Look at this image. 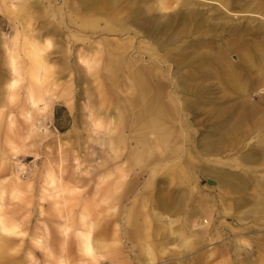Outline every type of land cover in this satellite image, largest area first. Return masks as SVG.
Returning <instances> with one entry per match:
<instances>
[{
    "label": "rangeland",
    "instance_id": "374dc122",
    "mask_svg": "<svg viewBox=\"0 0 264 264\" xmlns=\"http://www.w3.org/2000/svg\"><path fill=\"white\" fill-rule=\"evenodd\" d=\"M196 1L199 3L190 2V7L200 14L218 18L225 26L240 27L238 32L219 28L209 49L212 54L232 41L227 52L239 64L237 48L246 42L252 44L247 49L255 57L254 63L240 66H244L240 72L248 83L247 95L238 100L232 94L227 100L190 98L174 102L166 99L164 103L170 116L160 128L149 129L141 128L139 119L134 121L142 103L131 102L133 93L125 81L111 83L106 79L105 68L100 70L95 65L88 70L77 65L79 52L83 51L91 59L97 55L96 41L102 42L103 50V47L109 49L110 43L114 45L115 40L127 37L126 33L117 35L100 29L114 25L117 20L129 25L138 5L126 0L110 1L105 6L98 4V0H23L22 6L31 4V16L28 18L26 14L22 18V7L18 14L12 15L0 0V155L6 165L0 160V188L5 189V212L17 220L20 232L2 235L10 241L13 239L2 258L4 264H61L60 261L82 264L77 231L86 230L87 226L80 225L81 213H85L87 223L96 221L91 231L93 242L102 237L103 245L106 243L97 264H218L223 260L226 264H235L234 260L243 258V251L238 255L232 250L222 260L208 254L198 257L201 251L212 249L210 244L215 238L206 233L201 240L204 232L188 227L193 220L200 222L205 217L196 210L198 206L208 208L211 198L217 202L223 197L216 169L224 165L213 160L225 161V153L204 149L209 142L221 138L219 126L223 110H228L226 114L246 116L243 129H253V125L257 129L245 140V149L264 135V57L258 61L253 47L262 37L251 32L264 22L256 14L263 11L264 0H227L235 10L223 8L216 1ZM91 2L92 5H85ZM78 4H84L86 12L77 14L81 9H76ZM240 7L254 12H240ZM85 18L91 22L85 28H77L72 22L79 24ZM27 23L34 30L35 43L44 48L42 54L47 67L48 56L52 65L46 76L41 74L42 83L37 85L26 73L28 63L21 41L16 46V54L22 61L19 64L23 73L16 87L9 91L7 83L11 75L3 43L15 29L22 40ZM52 26H57L58 34H48ZM189 26L185 31L191 30ZM29 89L43 94L45 110L30 108ZM172 89L170 85L168 91ZM226 91L231 93L229 88ZM75 158L79 163V177L71 175ZM118 165L121 167L117 170ZM259 169L257 176L264 172ZM52 171L60 175L63 184L80 188L77 195L65 198L60 213L55 211L53 199L43 196L52 193V187L47 184ZM15 175L21 179L22 193L12 198L10 191ZM116 182L119 188L114 191ZM160 199L169 200L172 214L157 208ZM223 208L222 205L218 209L220 213L213 217L207 215L213 220L209 229L220 234L218 241L230 240L255 249L253 240L234 233L244 223L243 213L232 214ZM168 217L174 223H169ZM65 221L70 231L63 242L65 236L59 226ZM250 225L264 228V222ZM37 236L44 237L49 254L35 245L33 239ZM245 239L247 243L243 242ZM244 264H264V258L253 256Z\"/></svg>",
    "mask_w": 264,
    "mask_h": 264
},
{
    "label": "bare ground",
    "instance_id": "6f19581e",
    "mask_svg": "<svg viewBox=\"0 0 264 264\" xmlns=\"http://www.w3.org/2000/svg\"><path fill=\"white\" fill-rule=\"evenodd\" d=\"M3 4L8 8L9 13L14 15L22 9L24 18H30L31 11L30 5L25 6L23 0H1ZM97 1V0H95ZM110 1L120 2L124 0H98V4L108 5ZM216 1L229 10H235L229 7L227 0H208ZM126 2L132 5H138L137 11L133 12L132 19L129 25L126 23H120L117 20L114 25H108L106 29L103 27L101 32H111L113 34L126 33L122 41L115 40V44H109V49L103 47L102 42L96 41L95 48L97 55L91 59L86 53L79 52L77 65L90 70L93 66H97L102 70L106 69V79L111 83H117L125 81L129 90L133 93V99L131 102L139 101L142 103L138 113L134 116V121L137 119L141 123L138 125L141 128L157 129L167 120L170 116V110L165 105V100H171L177 102L179 100L186 101L190 98L193 100L201 99H220L227 100L231 97V94L239 98L247 95L248 83L242 78L241 69L245 64H253L255 57L250 55L248 46L252 44H242L237 48V58L241 61L239 64L234 62L229 57L227 52L228 47L233 43L227 42L221 50H217L215 53H211L209 50L212 47L213 35L215 36L218 29L228 28L233 32H238L239 28L231 26H225L226 24L218 21V18L213 16H204L200 12L192 7L191 3H199L196 0H126ZM191 2V3H190ZM67 3V1H66ZM201 3V2H200ZM93 3H85L89 6ZM22 7V8H21ZM21 8V9H20ZM81 8V9H80ZM92 9V7H90ZM219 8V7H218ZM246 8V9H245ZM77 14H83L86 12L84 4H78L76 6ZM71 10H75L71 7ZM262 10V9H261ZM54 11V10H53ZM240 12H254L248 10L247 7H240ZM257 12V11H256ZM260 13V14H259ZM256 13L264 19V9ZM77 28H85L84 26L91 25L88 18L82 20L79 24L72 21ZM28 24V23H27ZM26 24L24 37L21 40L19 37L18 29H15L14 34L10 36L3 44L5 54L7 56V64L11 78L7 83L9 91L13 90L17 83L18 77L22 75V68L19 63L16 54V46L21 42L23 56L25 57L26 64L28 63L27 75L29 78L36 82L37 85L42 83V75L46 76L48 68L52 63L48 56V67L46 65L45 58L42 54L44 48L39 47L34 41V30L30 25ZM191 30L185 31L187 26ZM211 32V34L209 33ZM252 34L262 37L253 47L258 53V61L264 57V22L252 28ZM58 34L57 26L48 28V34ZM193 34L194 37L186 34ZM74 36H76L74 34ZM77 38V36L75 37ZM79 39V38H77ZM46 45L50 46V41ZM209 53L208 56H206ZM242 64L244 66L240 67ZM235 65V66H234ZM172 66V68H171ZM239 68V70H238ZM172 86V90L168 91V87ZM218 91H213L214 88ZM229 88L231 93L226 91ZM262 91V90H261ZM27 100L30 108L33 110H45L47 107L46 101L38 90L36 92L31 89L28 90ZM42 104V107H40ZM224 117L220 122L221 138L214 142H209L204 148L206 152H224L225 161L213 160L214 162H220L224 165L223 168L216 169V177L223 186V197L216 202L213 197L210 199V205L208 208H201L198 206L196 210H199L205 215L200 222L193 220L189 229L198 230L201 233V240L205 238L203 236L206 233H210V237L215 238L214 242L211 241L210 245H213L210 250L201 251L198 253V257L202 258L204 255L213 256V258H222L224 254H227L230 250L234 253L243 251V258L234 260L235 264H244L255 258L261 256L264 258V228H256L255 223L264 222V172L261 175L256 174L259 168L264 170V135L257 137L256 144L249 145L245 140L250 134L257 130L254 125L253 129H243L246 116L241 113H228V110H223ZM26 118H30V114L27 113ZM9 121L13 123L11 118ZM256 122V121H255ZM254 124V123H253ZM138 139V138H137ZM140 140V139H139ZM141 141V140H140ZM15 149V146H13ZM245 149V150H244ZM136 156V155H135ZM134 156V158H135ZM138 158V156H136ZM135 158V159H136ZM5 165V160L0 155ZM75 167L72 170L71 175L76 177L80 175L78 171L79 163L75 158ZM6 166V165H5ZM22 165L19 164L20 170ZM121 165H118L116 169H120ZM238 170H234V169ZM60 172L62 168L59 167ZM241 171V172H240ZM121 173V171H120ZM256 175H255V174ZM60 175L55 172L48 174V187H52L50 192L43 196L52 198L53 207L57 213L61 212L64 202H66L67 196L72 198L73 195L78 194L80 189L77 185L69 187L67 183H62ZM122 177V175H120ZM21 179L15 175L13 185L10 191V197L17 198L22 191L20 189ZM119 188V184L116 182L113 186L114 191ZM4 188H0V264H4L2 260L3 256L7 253L10 241L9 238L2 237V235L12 236L18 235V222L14 220L4 209ZM44 191H48L44 189ZM61 198V201H60ZM68 198V199H69ZM223 209L228 212H241V220L244 223L240 228H237L236 235L245 236L255 242V249L242 247L236 242L219 240V232L209 229V224L213 220H209L207 215L213 217L216 213H220L218 209ZM169 200L164 201L160 199L157 201V208L162 213L167 212L172 214L173 209L170 207ZM215 207V208H214ZM198 212V211H197ZM227 212V213H228ZM226 213V214H227ZM256 214V216L251 215ZM157 214V213H156ZM200 214V213H196ZM230 214V216L232 215ZM159 215V214H157ZM68 216V215H67ZM69 219V218H68ZM169 223H174V219L168 217ZM234 220V219H233ZM67 221V220H66ZM62 222L59 226L60 232L65 236L63 242L67 238L70 231V226L67 222ZM81 226H87L86 230L79 229V249L81 254L82 264H97L98 258L102 255L101 248L106 243L99 238L93 242L91 238V231L96 221L87 223L85 221V213L80 214ZM169 229L172 228V225ZM192 230H190L191 232ZM232 230L230 229L228 233ZM187 232V230H184ZM197 232V231H196ZM213 232V233H212ZM22 233V232H21ZM253 234V235H251ZM180 236V235H179ZM34 243L38 247H42L44 251L49 249L45 245L44 237H35ZM184 242H187L186 238H182ZM10 241V242H9ZM247 243V239L243 240ZM199 243V242H198ZM240 248L238 251L237 248ZM208 251V253L206 252ZM63 264V261H60ZM218 264H226V261H220Z\"/></svg>",
    "mask_w": 264,
    "mask_h": 264
}]
</instances>
